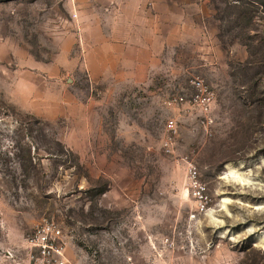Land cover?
<instances>
[{
  "label": "rangeland",
  "instance_id": "obj_1",
  "mask_svg": "<svg viewBox=\"0 0 264 264\" xmlns=\"http://www.w3.org/2000/svg\"><path fill=\"white\" fill-rule=\"evenodd\" d=\"M67 2L0 0V264H29L44 219L67 264H264V0H211L221 54L184 51L140 87L81 65ZM193 78L210 135L163 105ZM189 163L211 198L195 217Z\"/></svg>",
  "mask_w": 264,
  "mask_h": 264
},
{
  "label": "crops",
  "instance_id": "obj_2",
  "mask_svg": "<svg viewBox=\"0 0 264 264\" xmlns=\"http://www.w3.org/2000/svg\"><path fill=\"white\" fill-rule=\"evenodd\" d=\"M67 1L78 61L113 86H143L151 73L181 66L184 51L221 54L211 0Z\"/></svg>",
  "mask_w": 264,
  "mask_h": 264
},
{
  "label": "built area",
  "instance_id": "obj_3",
  "mask_svg": "<svg viewBox=\"0 0 264 264\" xmlns=\"http://www.w3.org/2000/svg\"><path fill=\"white\" fill-rule=\"evenodd\" d=\"M75 17V14L72 15ZM190 93L168 96L163 100V105L169 108L186 106L188 111L196 113L195 118L205 135L211 134L213 119L212 111L215 96L204 82L199 78L189 81ZM169 139L177 135L174 120H168L165 126ZM172 142H165L166 153H171ZM186 185L194 200V214L204 215L209 211L211 198L206 184L200 179L199 172L192 163L186 166ZM29 264H67L64 255V242L60 228L52 221L41 220L32 235L27 240Z\"/></svg>",
  "mask_w": 264,
  "mask_h": 264
}]
</instances>
